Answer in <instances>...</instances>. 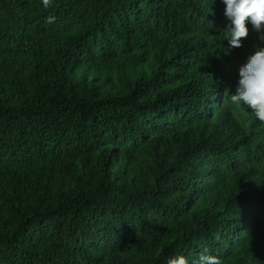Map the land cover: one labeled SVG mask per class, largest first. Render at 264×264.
<instances>
[{
	"label": "trees",
	"instance_id": "trees-1",
	"mask_svg": "<svg viewBox=\"0 0 264 264\" xmlns=\"http://www.w3.org/2000/svg\"><path fill=\"white\" fill-rule=\"evenodd\" d=\"M223 9L0 0V264H264V122L229 99L260 34L227 52Z\"/></svg>",
	"mask_w": 264,
	"mask_h": 264
},
{
	"label": "clouds",
	"instance_id": "clouds-1",
	"mask_svg": "<svg viewBox=\"0 0 264 264\" xmlns=\"http://www.w3.org/2000/svg\"><path fill=\"white\" fill-rule=\"evenodd\" d=\"M42 2L47 6L50 0ZM221 3L226 21L227 52L240 48L250 29L260 34L259 46L238 69L239 78L229 99L233 105L246 106L257 120L264 122V0H221ZM168 264L190 262L185 255L179 254L170 258ZM199 264H221V261L211 255H201Z\"/></svg>",
	"mask_w": 264,
	"mask_h": 264
},
{
	"label": "rangeland",
	"instance_id": "rangeland-1",
	"mask_svg": "<svg viewBox=\"0 0 264 264\" xmlns=\"http://www.w3.org/2000/svg\"><path fill=\"white\" fill-rule=\"evenodd\" d=\"M222 16H223V14H222ZM235 90V88L234 89H232V91H234ZM212 102V101H211ZM209 103H210V101H209ZM155 218H158V213H155L154 215H153Z\"/></svg>",
	"mask_w": 264,
	"mask_h": 264
}]
</instances>
